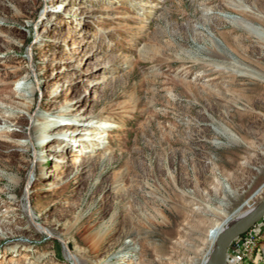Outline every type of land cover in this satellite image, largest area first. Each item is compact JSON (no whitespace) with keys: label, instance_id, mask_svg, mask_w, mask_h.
<instances>
[{"label":"rangeland","instance_id":"rangeland-1","mask_svg":"<svg viewBox=\"0 0 264 264\" xmlns=\"http://www.w3.org/2000/svg\"><path fill=\"white\" fill-rule=\"evenodd\" d=\"M263 38L264 0H0V264H201L264 201ZM68 113L120 127L40 166ZM238 239L264 264V219Z\"/></svg>","mask_w":264,"mask_h":264},{"label":"bare ground","instance_id":"bare-ground-1","mask_svg":"<svg viewBox=\"0 0 264 264\" xmlns=\"http://www.w3.org/2000/svg\"><path fill=\"white\" fill-rule=\"evenodd\" d=\"M264 39V38H263ZM35 88L38 89L37 87H33V89ZM25 104V109L27 112H31L32 108H33V101L29 102V103H24ZM80 119H77L75 115H73L72 113H68V114H64L62 116H52L50 115L48 118H44L41 126L42 128L38 129V127L36 128L37 130V135L35 138V147L38 146L39 143V148H41L42 150H39V152L34 151L35 156L37 157V162H39V165L41 166L42 163H45V155H44V146L45 144L52 139V134H51V129L54 130H58V140H61V145L60 147H64V149H62V152H64V150H68V151H72L75 152L77 154L79 153H83V149H81L80 147V142L85 138L82 137V130L79 131L76 128H74L75 124H77L79 122ZM82 126L84 127H88L89 131H84L85 135H87L86 133L90 132L92 133L90 138H87L85 141L90 142L89 143V149H91V151H94V149H101L100 147L102 145L108 144L109 143V137H110V132H112V130L114 129H118L120 126L108 121V120H100L98 122H96V124L94 123H87L84 124L82 123ZM91 129V130H90ZM77 134L76 137H74V135ZM14 137H18V134H13ZM56 136V135H55ZM54 137V136H53ZM73 139V141H72ZM34 141H31V145H29V148L32 149V147L34 146ZM33 142V145H32ZM37 144V146H36ZM96 147V148H95ZM103 147V146H102ZM128 193V192H127ZM127 193L123 190H119L117 192L118 196L124 197L127 195ZM248 206V203L246 204ZM250 205V204H249ZM106 208V206H105ZM105 208H103L99 214V216H103L105 215ZM255 208H253L252 206H249V210L246 212L241 213L233 222L229 223L228 226L233 225L234 223H236L238 220L244 218L245 216H247L248 214H250ZM264 219V218H263ZM262 219V220H263ZM260 222V221H259ZM228 223V220H223L222 222L216 224L209 232V241H210V246L211 248L215 247L216 241L219 237V235L221 234V232H223L227 227L226 224ZM39 232H43L44 230H47L46 228L44 229H38ZM48 231V230H47ZM113 231H110L109 234L112 235ZM241 237V236H240ZM238 239V238H237ZM237 241H240V239H238ZM235 241V242H237ZM233 244V243H232ZM231 244V245H232ZM230 245V246H231ZM233 247V246H232ZM231 247V248H232ZM230 248V247H229ZM28 249V248H27ZM214 250V249H213ZM27 251V250H26ZM229 251V249H228ZM213 253V251L211 252ZM209 252V254L207 255L206 259L201 263V264H212L211 263V257L212 254ZM211 254V256H210ZM19 255V254H17ZM71 258V257H69ZM229 259V261H228ZM231 257L228 256L227 253V264L229 262V264H232L231 262Z\"/></svg>","mask_w":264,"mask_h":264},{"label":"water","instance_id":"water-1","mask_svg":"<svg viewBox=\"0 0 264 264\" xmlns=\"http://www.w3.org/2000/svg\"><path fill=\"white\" fill-rule=\"evenodd\" d=\"M264 218V201L255 209L238 220L231 226H228L219 235L211 257L212 264H227V253L230 245L240 236L248 232L250 229Z\"/></svg>","mask_w":264,"mask_h":264},{"label":"built area","instance_id":"built-area-1","mask_svg":"<svg viewBox=\"0 0 264 264\" xmlns=\"http://www.w3.org/2000/svg\"><path fill=\"white\" fill-rule=\"evenodd\" d=\"M237 243H238V242H237ZM238 244H239V243H238ZM239 246H240V244H239ZM238 252H242V250H239V249H238V250H237V253H238ZM240 256H241V255L238 254V255H237V258H238V259L236 258L235 261H231L232 264H241L243 261H241V260H242V257H240ZM238 260H239V261H238Z\"/></svg>","mask_w":264,"mask_h":264}]
</instances>
